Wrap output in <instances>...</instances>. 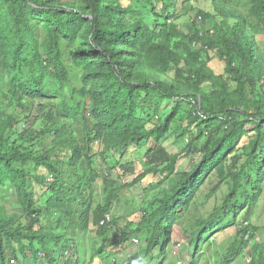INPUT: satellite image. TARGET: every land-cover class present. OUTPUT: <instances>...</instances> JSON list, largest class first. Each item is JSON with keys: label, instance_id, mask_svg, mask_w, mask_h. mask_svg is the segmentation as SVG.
Wrapping results in <instances>:
<instances>
[{"label": "trees", "instance_id": "16d2710c", "mask_svg": "<svg viewBox=\"0 0 264 264\" xmlns=\"http://www.w3.org/2000/svg\"><path fill=\"white\" fill-rule=\"evenodd\" d=\"M150 175L159 194L136 215L128 192ZM214 180L222 205L179 242ZM0 189L16 197L0 204V264H116L126 245L121 264H178L182 248L198 264L232 228L211 264H264V0H0Z\"/></svg>", "mask_w": 264, "mask_h": 264}, {"label": "rangeland", "instance_id": "374dc122", "mask_svg": "<svg viewBox=\"0 0 264 264\" xmlns=\"http://www.w3.org/2000/svg\"><path fill=\"white\" fill-rule=\"evenodd\" d=\"M65 2L71 1V0H63ZM198 7H204V8H209L210 5L206 4L205 2L201 1L199 2ZM184 18L182 19V21ZM211 67L218 73L221 74L224 71V64L220 60H215L211 63ZM166 148L169 150L170 153L175 154V153H180L182 152L187 145V142L184 139H178L177 136H170L166 142L164 143ZM148 151V147H145L136 153V159L137 162L140 163L138 164L137 167V172H140L143 169H147L148 165H146V152ZM197 155H190V156H185L182 160L181 163L179 164V167L181 170H186L189 168V165L191 164V160L193 158L196 159ZM194 159V160H195ZM161 177H155L150 175L146 181L143 183L135 186L131 191L128 192V197L130 199V205L132 207V210L136 212V215H140L141 208L145 201H147L149 198L152 196H156L159 194L160 188L158 182L160 181ZM179 178L173 179L172 183H170L172 186L177 182ZM216 181H212L209 183L204 190L200 193L198 196V199L196 203L193 205L191 211L181 220L179 223V232L180 236L178 237V241L182 242L185 244V239L183 238V235L181 234L185 229H191L194 227L195 222L197 219L200 218H207L209 215L213 212L215 207L222 205L224 197L228 193V188L224 186L220 191H218L216 194L211 195V190L215 186ZM153 184V185H151ZM169 185H167L168 188ZM6 198H9V201L6 202V205L11 209L12 205L16 202V197L13 194L12 191L10 190H3L0 189V204H4V200ZM140 212V213H139ZM246 212L243 213L242 217ZM134 216L132 217V219ZM253 222L259 227V240H261L264 243V193L260 199L259 205L255 208L254 211V216H253ZM234 232L235 230L228 229L226 231H223L221 234H218L217 236L214 235V246H212L211 250L207 251L206 250V256L207 258H203L199 256V261L198 264H211V261L215 260V252H218L220 254L221 250L225 247L228 246L229 242L233 239L234 237ZM93 236H95V233H93ZM93 236H85L84 237V244L87 248L85 258L88 261V259L91 256V252H93L94 249V241L92 238ZM95 239V238H94ZM97 243L98 240L95 239ZM99 247V244H98ZM138 247L135 246H125L124 248L121 247H116L113 250L114 252H118V256L116 257V264H121L124 262L126 259H128L129 256H131ZM176 247H174V250ZM210 252V255H209ZM181 255H183V259L180 257H174L173 261L177 262L178 264L182 262L183 264H188V251L184 248L181 249L179 252ZM174 256V255H173ZM184 257H186V260H184ZM214 258V259H213ZM218 259V258H217ZM172 258L168 261L171 262ZM87 264V262H86ZM93 264H103L101 259H97L94 261ZM214 264V263H213ZM227 264H247L246 259L243 256L238 257L235 261L233 262H228Z\"/></svg>", "mask_w": 264, "mask_h": 264}, {"label": "built area", "instance_id": "2783aa9c", "mask_svg": "<svg viewBox=\"0 0 264 264\" xmlns=\"http://www.w3.org/2000/svg\"><path fill=\"white\" fill-rule=\"evenodd\" d=\"M108 220H110V217H107ZM136 244H139V240L135 239L134 240Z\"/></svg>", "mask_w": 264, "mask_h": 264}]
</instances>
